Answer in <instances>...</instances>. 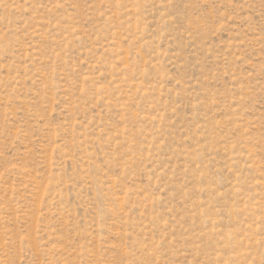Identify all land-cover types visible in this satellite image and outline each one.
Listing matches in <instances>:
<instances>
[{
    "label": "rangeland",
    "instance_id": "rangeland-1",
    "mask_svg": "<svg viewBox=\"0 0 264 264\" xmlns=\"http://www.w3.org/2000/svg\"><path fill=\"white\" fill-rule=\"evenodd\" d=\"M0 264H264V0H0Z\"/></svg>",
    "mask_w": 264,
    "mask_h": 264
}]
</instances>
